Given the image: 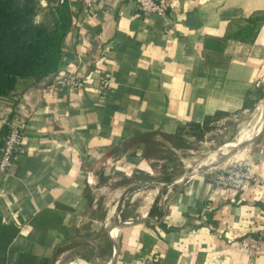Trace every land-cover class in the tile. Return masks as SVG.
Returning <instances> with one entry per match:
<instances>
[{"label": "crops", "instance_id": "crops-1", "mask_svg": "<svg viewBox=\"0 0 264 264\" xmlns=\"http://www.w3.org/2000/svg\"><path fill=\"white\" fill-rule=\"evenodd\" d=\"M163 1L166 19L130 0H67L74 24L57 74L75 73L81 89L55 93L50 76L0 103V139L8 122L24 124L0 174V264H264V244L252 246L264 241V184L216 187L204 172L141 210L95 203L100 168L115 174L105 185L137 172L117 161H135L147 138L246 111L264 82V0ZM255 17L253 42L236 38ZM262 127L240 162L258 178L264 118L250 137Z\"/></svg>", "mask_w": 264, "mask_h": 264}, {"label": "rangeland", "instance_id": "rangeland-1", "mask_svg": "<svg viewBox=\"0 0 264 264\" xmlns=\"http://www.w3.org/2000/svg\"><path fill=\"white\" fill-rule=\"evenodd\" d=\"M263 91L264 82L257 89V98L253 106L226 120L217 119L200 126L188 123L177 128L171 135H155L147 138L143 148L139 149L140 151L136 154L130 155L136 158L135 161L129 162L130 164L126 159L117 161L121 166L123 163L126 165L136 163L134 167L138 169L137 172H132L130 175L123 173V177L120 176L105 185L107 179L114 177L115 174L112 175L111 171L107 174L106 165L104 169L100 168L99 172L102 174L99 177L104 179V182H100L99 189L93 192L97 206L101 203L103 208H113L116 211L121 208L126 210L128 207L133 211L141 210L146 208L145 205L141 206V201L144 199L148 198V203H151V200L152 202L163 200L165 195L172 193L175 188L183 185L192 176H202L207 173L199 171L197 166L213 154L217 155L218 161L226 158L220 154L221 148L228 143L235 142L245 130L253 125L259 113L258 109L264 105ZM252 147L253 145L249 150H252ZM228 159H226L228 161L226 166L241 162ZM104 201H106V206ZM108 221V224L112 225L117 218Z\"/></svg>", "mask_w": 264, "mask_h": 264}, {"label": "trees", "instance_id": "trees-1", "mask_svg": "<svg viewBox=\"0 0 264 264\" xmlns=\"http://www.w3.org/2000/svg\"><path fill=\"white\" fill-rule=\"evenodd\" d=\"M44 1L45 7L40 0H0V103L12 97L19 82L35 84L60 70L74 15L67 0L61 5L57 0ZM37 14H41L38 24L34 22ZM262 20L253 18L235 37L252 43ZM256 93H250L248 109ZM5 133L6 128L1 131Z\"/></svg>", "mask_w": 264, "mask_h": 264}, {"label": "built area", "instance_id": "built-area-1", "mask_svg": "<svg viewBox=\"0 0 264 264\" xmlns=\"http://www.w3.org/2000/svg\"><path fill=\"white\" fill-rule=\"evenodd\" d=\"M88 5L95 3L98 0H88ZM139 13L147 15H157L162 19L167 17V8L163 0H130ZM65 0H57V4L61 5ZM42 7L46 6L44 0H40ZM41 21L40 14H37L34 22L38 24ZM54 82L52 83V91L55 93L66 90H80L82 87V80L75 75V73H61L55 74ZM108 87V81L101 84V89L105 91ZM24 142V124L20 122L10 121L6 125V133L0 139V174L6 175L15 166L18 155L22 149ZM235 163V162H234ZM210 181L216 187L231 188L239 190L246 183H260L264 184V177H255L250 174L242 163H235L234 165L224 166L222 168L207 171ZM91 173H88V183L92 184ZM253 249L256 250L259 244H264V241L259 239L253 243Z\"/></svg>", "mask_w": 264, "mask_h": 264}, {"label": "bare ground", "instance_id": "bare-ground-1", "mask_svg": "<svg viewBox=\"0 0 264 264\" xmlns=\"http://www.w3.org/2000/svg\"><path fill=\"white\" fill-rule=\"evenodd\" d=\"M261 103V102H260ZM255 108V107H254ZM256 109H257V106H256ZM263 109H264V105L262 106V107H260L258 110H259V113L257 114V117H256V120H255V122L253 123V125L249 128V129H247V130H245L243 133H242V135H240L239 136V138L235 141V142H232V143H228L227 145H226V147L228 148V150H226V151H222V153H221V155L222 156H225V157H228L229 159L228 160H230V159H235L236 160V162L237 161H242L245 157H246V155H247V153H248V151H249V149H250V147L252 146V145H254L253 143H254V141L256 140V137L258 136H256L253 140L252 139H250V137L252 136V134L254 133V131L258 128V126L260 125V123H261V121H262V119L264 118V116H263V118H262V113H263ZM256 112H257V110H256ZM252 114V113H251ZM254 114V113H253ZM253 116V115H252ZM250 120V119H249ZM251 124V123H250ZM250 126V125H249ZM171 133V132H170ZM248 139H250L249 141H248ZM248 141V142H247ZM247 142V143H246ZM246 143V144H245ZM237 144H239V145H237ZM246 145V146H245ZM217 155L216 154H213V155H211L207 160H205L204 162H202V163H200L199 164V166H197L198 168V170L199 171H201V172H203V171H212V170H216V169H218V168H221V167H224L225 165H226V163L228 162L227 160H226V162H224L223 164H221V165H218V166H216V164L218 163V159L219 158H217L216 157ZM122 160V159H121ZM196 160V159H195ZM235 164V163H234ZM197 171V170H196ZM129 174V173H128ZM127 175V174H126ZM114 179V178H113ZM154 194V193H153ZM140 195V194H139ZM149 197H150V195H149ZM106 198V197H105ZM106 204V203H105ZM112 206V205H111ZM93 208H95V207H93ZM148 216V215H147ZM109 218H111V217H109ZM144 218V217H143ZM116 219V218H115ZM105 220V219H104ZM119 220V219H118ZM141 220H142V218H141ZM126 221V220H125ZM109 222V221H108ZM92 225V224H91ZM103 225V224H102ZM105 226H107V225H105ZM114 231H117L116 229H114V230H112V232H111V234L114 232ZM88 263V262H87ZM71 264H74V263H71Z\"/></svg>", "mask_w": 264, "mask_h": 264}, {"label": "water", "instance_id": "water-1", "mask_svg": "<svg viewBox=\"0 0 264 264\" xmlns=\"http://www.w3.org/2000/svg\"><path fill=\"white\" fill-rule=\"evenodd\" d=\"M263 114H264V109H263L262 117H263ZM262 131H263V127H262L260 133L258 134V136H257L256 138H258V137L260 136V134L262 133ZM227 158H228V157H226L225 159H224V158H221V159L218 161V163L216 164V166L222 164ZM129 224H131V223H127V222H126V223H121V224L119 225V227H120V228H124V227L128 226Z\"/></svg>", "mask_w": 264, "mask_h": 264}]
</instances>
